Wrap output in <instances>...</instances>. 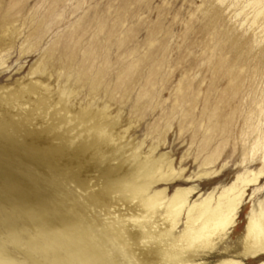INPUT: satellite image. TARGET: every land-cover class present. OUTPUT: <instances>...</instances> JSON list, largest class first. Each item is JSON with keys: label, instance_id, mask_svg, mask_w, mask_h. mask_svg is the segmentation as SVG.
Listing matches in <instances>:
<instances>
[{"label": "rangeland", "instance_id": "374dc122", "mask_svg": "<svg viewBox=\"0 0 264 264\" xmlns=\"http://www.w3.org/2000/svg\"><path fill=\"white\" fill-rule=\"evenodd\" d=\"M0 119V166L18 172L0 187V264H46L39 250L72 264L70 248L79 264L264 261L241 257L264 178L207 262L180 248L186 215L163 232L177 192L215 202L264 169L249 164L264 144V0H0ZM26 160L32 200L60 217L36 223L2 197ZM150 163L149 217L131 185Z\"/></svg>", "mask_w": 264, "mask_h": 264}, {"label": "bare ground", "instance_id": "6f19581e", "mask_svg": "<svg viewBox=\"0 0 264 264\" xmlns=\"http://www.w3.org/2000/svg\"><path fill=\"white\" fill-rule=\"evenodd\" d=\"M7 123L9 122H4V119H0V129L3 130L4 128L5 130H3L2 136V139L4 141L12 139L11 134H9L8 132L5 133L8 129H11L12 127L11 124L8 125ZM137 159L138 156H135L134 160L136 161ZM258 161L264 164V144L260 145L259 143H256L252 150V158L249 164L258 163ZM24 163H26L28 170L26 169L25 172H22L24 173L22 174V183L17 188H11L4 192L2 197L4 196L8 202H11V204H16L17 207L19 204L23 207V209L26 207L27 216L30 219L35 220L36 223H45L46 221L48 222L54 217H60L59 215H57L59 214V209L52 208L48 203V200H44V202L42 203L32 200L33 192L31 190L28 191V188L33 183L31 181L32 178L30 174L28 175V172L30 168L32 169L34 164L28 162V160H26ZM156 173L157 169L153 163H150L147 166L141 165L138 167V174L136 180L131 185L132 196L144 199L143 206L145 207V213L148 216L156 213V209L161 206L159 200L160 193H156L149 198L147 189L144 186L138 184L137 182L150 179L154 177ZM17 174L18 172L16 169L14 170L13 168L0 166V187H4L5 185H7L9 183L8 181L11 180L10 178H14L13 176H16ZM9 175L10 177L6 178ZM263 178L264 169L262 168L260 173L253 174L246 180L242 179L238 186L236 185L231 189L227 190L223 194V197H218L219 200L215 198V200L217 201L214 202L212 200L213 198H211L210 200H206L199 206H191L190 204H188V196L191 194L190 192H177L171 199V201H169L165 206V213L167 216L163 220V225L166 227V230L163 229L164 233L166 231L164 236H167L168 233H171V230L177 227L178 219L180 217L186 215V231L181 237V239L178 241L181 244L180 248L182 250L194 249V251L197 252L203 251L205 254L201 255L203 256V259H205L207 262V253L215 249V241L222 236H226L229 232L233 231L236 228L238 220L241 218L244 203L247 197V192L252 187H257L256 185L260 183ZM222 198L225 200V202H222ZM197 210V216H192V214H194V212H196ZM62 212L64 213V211ZM33 223L34 221L32 222V224ZM36 228L38 229V226H35V229ZM52 243L54 242L52 241L51 244H48L47 246H51ZM242 246V258L264 256V206L259 212H254V210H252V212L249 214L248 221L246 224V231L243 235ZM74 250L75 249L73 248L69 249L68 259L71 261L72 264H75V262L76 264H79L77 262L78 257L77 255H75ZM39 251L38 254L35 253V256L38 258L44 257L45 261L47 262L46 264H51V261H54L53 250H49L46 255L44 254L45 252L40 251L39 253ZM90 257L91 256H88L86 261H88ZM221 264H243V262L232 260L229 263L221 261ZM259 264H264V261Z\"/></svg>", "mask_w": 264, "mask_h": 264}]
</instances>
